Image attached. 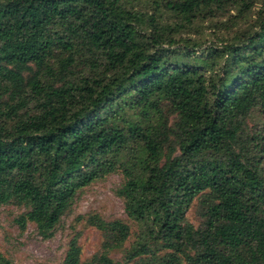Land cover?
<instances>
[{
    "label": "trees",
    "instance_id": "obj_1",
    "mask_svg": "<svg viewBox=\"0 0 264 264\" xmlns=\"http://www.w3.org/2000/svg\"><path fill=\"white\" fill-rule=\"evenodd\" d=\"M257 4L233 38L183 35ZM254 111L264 117V0H0V206L26 207L20 228L50 238L79 191L122 170L117 194L140 226L120 263L109 254L130 225L92 215L102 251L83 260L74 236L63 264H264ZM0 264L14 263L0 252Z\"/></svg>",
    "mask_w": 264,
    "mask_h": 264
},
{
    "label": "rangeland",
    "instance_id": "obj_2",
    "mask_svg": "<svg viewBox=\"0 0 264 264\" xmlns=\"http://www.w3.org/2000/svg\"><path fill=\"white\" fill-rule=\"evenodd\" d=\"M261 8L262 4H257L248 16L243 18H240L236 10H232L218 20L199 19L183 35L192 37L202 47L223 39L228 40L253 26ZM170 19L172 22L173 19ZM215 24L218 25V29ZM164 106L166 107L167 103ZM176 120L177 117L173 115L171 123ZM263 126L264 117L260 116L258 111H254L247 120L246 132L252 135ZM123 182V172L118 170L79 191L50 238L40 235L32 222L28 223L25 230L20 228L16 219L28 211L26 207L13 203L0 206V252L14 264H63L69 242L77 236L82 259L88 260L102 251L103 235L89 223L90 216L99 215L109 221L121 219L130 225L132 235L129 240L122 248L109 254L115 261L124 263L125 253L136 241L140 226L129 218L124 200L117 194ZM200 200L201 198L195 199L187 212L188 220L197 228L204 223Z\"/></svg>",
    "mask_w": 264,
    "mask_h": 264
}]
</instances>
